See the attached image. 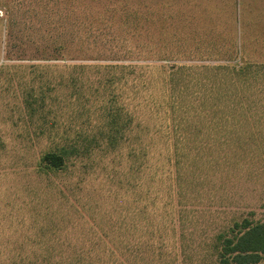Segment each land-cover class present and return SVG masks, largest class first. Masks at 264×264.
<instances>
[{"label": "rangeland", "instance_id": "obj_1", "mask_svg": "<svg viewBox=\"0 0 264 264\" xmlns=\"http://www.w3.org/2000/svg\"><path fill=\"white\" fill-rule=\"evenodd\" d=\"M189 1H194L200 9L208 7L206 4L216 5L215 11L221 12L217 17L218 30L211 35L202 29L203 39L207 41L214 36L224 43L220 46L211 43L208 47L195 42L178 44L179 52L174 55L178 61L174 63L189 66L183 70V76L191 82L224 78L221 83L230 84L228 76L212 77L204 65L225 64L220 61L222 58L235 56L234 48L225 44L230 37L233 43L237 39V48L242 43V52L255 61L250 54H257L259 46L248 34L257 33L258 37L264 26L258 30L250 28L240 36L243 28L238 12L242 8L236 6L241 31L237 24L234 33L233 2L249 4L248 9L250 5L256 7L251 16L264 25V0ZM110 2L0 0V264H14L19 253L31 259L75 256L94 259L103 254L123 264H218L221 242L239 230L235 225L264 221V90L260 91L262 85L264 89V79H261L255 84L259 99L256 107L244 105L223 110L226 118L221 123L210 124L208 130L202 129L206 132L204 137L194 131L186 140L182 139L183 145H173L181 150L171 148L172 162L174 158L199 162L203 164L202 170L192 178L182 176L189 184L185 196L177 194L175 181L169 182L171 190L168 185L163 188L160 197L164 198L163 208L168 213H159L151 219L153 235L147 237L142 202L138 203L142 198L136 187L138 172L132 171L133 165L138 166L133 161L141 150V143L133 138L140 129L133 127L141 115L140 95L133 98L129 92L124 100L119 96L120 90H115L108 97L104 95L107 97L104 101V97H95L102 95L85 92L88 84L97 86L95 77L91 76L94 70L84 71L93 80H89L82 93L80 81L71 82L69 74L79 72L70 68L71 64L79 63L152 65L154 56L148 50L156 55L163 53H158L160 44L151 35L148 12L152 13L154 7L160 14L169 7L164 0H128L132 10L137 9V4L142 9L141 39L139 46L123 45L135 46L132 49L136 53L117 56L121 46L114 36L119 31H103L102 27L97 32L94 28L81 39L76 34L80 29L77 24L84 17L81 12L85 14L92 9L101 12L102 19L108 21L105 9ZM181 3L177 5L184 9L186 6ZM88 5L92 6L88 8ZM178 6L172 4L170 9ZM87 25L90 21L83 24ZM108 39L111 42L105 45ZM32 64L55 67L48 68L42 80L34 77L35 82H42L34 83L36 93L29 96L34 69L27 67ZM146 70L137 69L142 80L157 77ZM20 75L24 77L19 78ZM47 77L49 84L44 82ZM154 83L162 86L157 78ZM93 97L97 100L91 106ZM31 100H36V105L30 109ZM84 101L89 109L88 119L80 107ZM105 105L112 110L103 109ZM133 111L136 123L122 127ZM196 111L202 117L211 113L209 108ZM181 112H177L178 119ZM196 121L201 127L205 118ZM170 141H173L172 132ZM153 146L166 156L171 143L155 141ZM48 151L63 155L62 170L48 173L38 170L42 153ZM139 242L140 254L116 248L126 243L132 249ZM19 246L28 247L30 252L22 251Z\"/></svg>", "mask_w": 264, "mask_h": 264}, {"label": "trees", "instance_id": "obj_2", "mask_svg": "<svg viewBox=\"0 0 264 264\" xmlns=\"http://www.w3.org/2000/svg\"><path fill=\"white\" fill-rule=\"evenodd\" d=\"M111 1L112 2H110L109 5H106L107 9H105V14H108L105 16H109L108 21L106 19H102L104 17L101 15V12H93L92 9L88 10L85 14L81 12L84 17H81L82 19H80L77 24L80 29L78 31L76 30V34L79 33V39H81L88 35L87 32L94 30V28L97 32L98 28L102 29V27H104L103 31L110 32L109 29L112 31H119V35L116 34L114 36L115 42L121 46V48L117 51V56H131L133 53H136V51L132 48H135L137 44L139 46L141 39V30L143 28V14L141 13L142 9L140 10L137 4V9L132 10L130 8L132 5H130L128 0ZM137 1L139 2V0ZM164 1L169 7L166 12L163 10V12L159 14L158 11H154V7L152 13L148 12V22L151 24L152 28L151 35L152 37L155 36L157 38L156 44H160L158 53H163V55H156L152 50H148V54L154 56L153 59H151V61L154 62L152 65H139L122 62L106 64L79 63L73 65L71 64L70 66V68L75 70L77 69L79 72L76 74H69L71 82L80 81V93L84 92V87L88 84L89 80H93L90 77L94 76L95 79L93 81L95 84H97V86L90 87L88 84L85 92L90 93L91 95H102L100 97L94 96L97 98L104 97V101H106L108 95L115 90H120L119 96L121 95L124 97V100H126L125 96H127L129 92L132 93L133 98L136 95H140L141 105L139 114L141 115L138 116V123L135 122L136 116L134 115L133 111L130 112V116L127 115L125 123L122 125V127L129 128L134 122L136 123L133 126L134 128L137 126L140 127L138 134L133 135L134 141L141 143V150L133 161V163L138 164V166L133 165L132 171L134 173L138 172V181L136 187L141 194L140 196H142V198L140 197L138 203L140 205L142 202L141 214L146 221L145 229L147 232V237H151L153 235V232L150 233L151 226L149 225V222L151 219L158 217L159 213H168L163 208L162 201L164 198L160 197L162 195L163 188L168 185V189L171 190L172 188L170 187L169 182L175 181L177 194H183L185 196L189 184L188 181H186L182 176L187 175L192 178L193 174L196 175V172H201L202 170L203 164L199 162L191 163L186 162L185 160L181 161L179 158H174L172 162L170 159L171 157L173 158V152L171 151L173 145H176V143L183 145L181 143V141H183L182 139L186 140L187 137L194 131L204 137L206 132H202V129L208 130L210 124H216V122L221 123L222 118H226L225 114H222L223 110L237 109L244 105L256 107L259 104V99H257L255 84L261 79H264L263 30L261 35L258 37L257 33L255 36L253 34H248L249 36H253L255 43H258L259 46V51L257 54H250L252 57L256 58L255 61L249 60L246 57V53L242 52V50H244V45H242V43L239 45L240 47L237 48V39L233 43L230 37L227 39L228 42L225 40V44H228L229 48H234L233 50L235 56L232 57V55L231 57L229 56L225 59L222 58L220 61H223L225 64L204 65L212 77L224 75L228 76L231 82L230 84H222L221 80L224 78L200 80L197 82H191L187 80L183 76V70L188 69L189 66L174 63V61H178L176 60L178 58L174 56L179 52L178 44L189 45L192 42H195L198 45H204L205 47H208L211 43H213L215 46H220L221 43L223 44V39L218 40L214 36H210L207 41L204 40L203 38L205 35L202 31L203 29L206 31V34H211L215 30H218L219 25L217 24V17L219 14H221V12L215 11L216 5L209 6V4H206L208 7H203L200 9L199 7L197 8V5L194 1ZM209 1L210 0H207V2ZM178 2H182L181 4H184L186 7L184 9L181 8L177 5ZM172 4H175V6L178 7L176 9H170ZM240 4L241 3L239 1L236 3L235 1L233 2L232 13L236 23V26H234V33H237V24L238 30L241 31L239 29L240 16H238V18L236 16V6L242 8L241 12H238V15L241 13V25L244 30V32L243 30L240 32V36L241 33L243 35L245 33L247 34L250 28L252 30H258L260 26H264L262 23H260V20L257 21L256 18L251 16L256 12V7L250 5L251 8L248 9L249 4L246 6L244 3L243 6ZM91 6L92 5H88L87 7L89 8ZM242 12L247 15L246 22L245 15H243ZM261 14H263V12ZM84 21L88 23L90 21V25L83 26V24L86 23ZM102 21H104V23H102ZM94 25L96 27H94ZM100 32H102V30ZM262 35L263 37H261ZM259 38L261 41H259ZM114 40L112 42H114ZM110 42L111 41L109 40L104 42V44L108 45ZM124 43H132L135 44V46L123 47ZM139 51L140 50L138 49V53ZM237 57H239V60H237ZM159 61H171L172 63L165 65L164 63H157ZM64 66L65 68L69 67L66 65ZM53 67L55 66H49L47 64H32L27 67L31 70L34 69V74H32L30 79V83L32 85L28 91L29 96L34 95L31 93L36 91L37 87L34 85V83L41 84L42 82H35L34 77L42 80L44 78L45 72L49 71L48 68L51 69ZM143 68L144 70L147 69L146 71L156 73V78L158 81H160V83H162V86H157L154 83L156 78H146L145 80H142V76L137 72V69L143 70ZM87 69L94 70V74L91 76L85 75L84 71ZM154 70L156 71L154 72ZM23 77L24 75L19 76V78ZM48 78L49 77H47L46 81H44L46 84H49ZM119 86H122V88H118ZM92 88L93 92H90L92 91ZM263 90L264 89L262 85L260 91ZM95 97L92 98L93 101H91V106H93L94 101L97 100ZM255 99H257V104H255ZM197 100L198 102L194 105L193 101ZM35 101L31 100V102L28 103L30 109L36 105ZM80 107L84 110L82 113H86L88 119L89 109L87 108V103L85 101L82 102ZM105 107L110 108L109 106L105 105L103 109H105ZM207 108L211 110V113L203 116L205 118L204 126L202 124L201 127H199L196 119L203 117L200 114H196L198 111H196V109L206 110ZM110 110L112 109L110 108ZM181 110L182 116L178 119L179 114H177V112H180ZM190 112L194 113L190 114ZM185 117H187V119ZM235 123L237 124L238 122ZM117 132H119V129ZM171 132L173 141H170ZM205 139L206 138L203 140ZM155 141L165 145H170L171 143L169 152L166 156H162L163 154H161L160 150L153 146ZM173 149L174 151L181 150V148L176 146ZM64 165L65 160L63 155L48 151L42 153L37 168L40 172L48 173L62 170ZM137 167H140L139 171H134L133 168ZM235 226L238 227L239 230L235 231L234 234L230 235L229 237L223 238L221 242L218 251V264H261V262L264 260V221L252 224L245 221L241 225ZM104 245L105 243L102 244V246ZM18 248H21L22 251H28L27 253L30 252L28 247L19 246ZM116 248L120 250H130V253L134 255L135 253H142L140 242L134 245V248L132 249H128L126 243H122ZM24 254L25 253H19L18 257L14 259L13 263L123 264L122 262H117L118 259L106 257V255L103 254L101 258L94 259L79 258V256L70 258L34 257L31 259L24 257Z\"/></svg>", "mask_w": 264, "mask_h": 264}]
</instances>
